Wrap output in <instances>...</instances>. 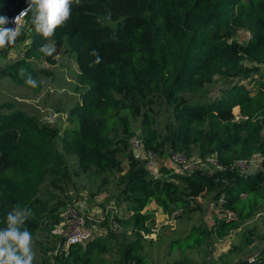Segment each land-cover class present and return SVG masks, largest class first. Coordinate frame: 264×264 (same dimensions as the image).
<instances>
[{"label":"trees","instance_id":"16d2710c","mask_svg":"<svg viewBox=\"0 0 264 264\" xmlns=\"http://www.w3.org/2000/svg\"><path fill=\"white\" fill-rule=\"evenodd\" d=\"M25 5L27 0H0V15L11 20ZM246 25L250 36L242 43L234 35ZM19 27L23 35L16 43L27 36V29ZM44 42L31 32L20 56L1 72L37 93L40 78L51 76L48 67L56 62L38 51ZM51 42L73 55L78 99L67 110L70 126L61 128L0 103V228L15 205L31 209L22 227L41 254L38 264H194L187 254L199 247L206 257L199 264H264V245L246 256L254 238L264 243V227L260 233L242 230L241 240L218 258L211 257L209 244L212 236L223 237L264 204V85L254 79L252 84L232 82L208 100L192 99L214 77L249 76L244 59L264 47V0H82L81 6L72 5L70 19ZM92 50L101 58L95 67H89ZM21 67L38 87L25 84L18 75ZM233 108L244 118L235 120ZM131 135L154 158L175 152L188 158L213 156L217 166L211 172L180 173L160 165V175H150L146 160L130 148ZM254 155L260 157L259 166L240 173L235 160ZM69 159L75 164L70 171ZM96 173H117L115 209L99 223L103 233L65 245L63 234L53 232L55 226L65 227L61 213L71 195L64 189L73 182L70 177ZM51 191L63 198H53ZM208 195L218 212L208 228L191 222L181 236L167 241L160 256L176 257L152 258L146 244H156L161 235L157 231L155 239L147 238L154 230L146 206L153 203L163 213L175 211L173 218L189 220Z\"/></svg>","mask_w":264,"mask_h":264},{"label":"rangeland","instance_id":"374dc122","mask_svg":"<svg viewBox=\"0 0 264 264\" xmlns=\"http://www.w3.org/2000/svg\"><path fill=\"white\" fill-rule=\"evenodd\" d=\"M34 14L29 12L26 17H23V24L21 28L27 29L26 39L16 43L15 47L8 53L5 58L0 57V103H11L14 108H20L29 114H33L40 119V121L56 127H67L70 123L67 121L68 108L78 99L79 87L76 86L77 68L72 54L61 53L57 50L54 55L55 64L49 66L52 74L49 77H41V88L37 93H33L19 85L14 84L11 80L1 72L2 66L7 62H11L18 58L22 49L28 44L31 37V32L36 31L32 24ZM249 26H244L236 31L234 38L245 43L250 36ZM37 67L47 65L42 61H35ZM243 66L250 68L249 76L238 77L234 79H222L214 77L212 82L207 84L201 94L192 96V99L200 98L208 100L212 96L218 95L222 86L228 83H242L252 84L253 81H261L264 85V47L259 48L256 52L246 57L243 61ZM252 79H254L252 81ZM264 92V88H263ZM191 98V97H190ZM236 111V108H233ZM165 115V114H164ZM164 115L162 118H164ZM159 119L161 116H158ZM161 118V119H162ZM131 126L137 133V122L132 121ZM54 145L58 149V137L54 139ZM135 156L143 159L141 151L133 152ZM195 157V156H191ZM125 163V160H122ZM260 157L254 155L252 157V164L250 169H255L259 166ZM150 175L158 176V168L160 165L176 169L171 164L168 157H155L150 164H146ZM69 171L73 169L75 164L69 159L67 161ZM208 166V168H205ZM202 169H210L209 165H203ZM117 173H101L88 174L87 176L79 175L77 178L70 177L73 181L64 189L68 195H71V200L67 202L68 206L84 217L85 229L89 231L90 237L103 233L105 226L99 225L103 218L108 219L115 209L113 198L116 192L115 179ZM53 198H63V193L58 191H51ZM67 207V206H66ZM146 209L152 211V218L150 220L153 233L147 238L155 239L156 232L160 233L161 238L159 242L153 245L146 244V248L151 250L152 258L158 257L159 261L172 260L176 254L163 256L164 246L169 239H174L182 235L186 231L191 222L199 223L201 226L207 227L211 224L214 216L218 214L217 207L211 196H206L201 205V210L190 215V219L173 218L175 211L172 213H163L156 208L153 203H149ZM264 227V204H258L254 209L252 215L240 222L239 226L231 229L226 235L221 238L212 236L210 238L211 257L218 258V256L226 251L230 244H235L237 240H241L240 233L242 230L252 229L256 233H260ZM62 224L55 226L53 232L62 233ZM262 245V242L254 238L249 246V249L255 250ZM37 253L34 264H38L40 252L33 248ZM189 261L194 264L206 262L204 247H199L188 252Z\"/></svg>","mask_w":264,"mask_h":264},{"label":"clouds","instance_id":"9594fccd","mask_svg":"<svg viewBox=\"0 0 264 264\" xmlns=\"http://www.w3.org/2000/svg\"><path fill=\"white\" fill-rule=\"evenodd\" d=\"M72 5L81 6L82 0H27L26 9L14 19L10 20L0 15V51H5L14 45L23 35L19 20L31 11L34 13L32 24L45 41L38 51L46 57H54L57 48L51 40L55 37L56 30L70 19ZM98 22L102 20L98 18ZM8 24H14L15 27H8ZM90 55L95 59L89 67L101 63L100 55L96 50H92ZM18 75L31 88L39 86V82L24 67L18 70ZM32 215L31 209L21 207L19 204L7 213L6 226L0 228V264H34L37 253L32 247V234L27 227H22Z\"/></svg>","mask_w":264,"mask_h":264},{"label":"built area","instance_id":"2783aa9c","mask_svg":"<svg viewBox=\"0 0 264 264\" xmlns=\"http://www.w3.org/2000/svg\"><path fill=\"white\" fill-rule=\"evenodd\" d=\"M27 5L20 8L12 17L14 19L16 16L20 15L24 9H26ZM24 17V16H23ZM21 17L19 20V26L23 24L24 18ZM11 27H15L14 24H11ZM234 119L238 120L240 118H244L236 114L234 111ZM129 145L133 152L141 151L143 159L146 160V164H150L154 159V156L151 152L143 151L140 139L136 135H131L129 138ZM169 161L176 169L173 170L178 171L180 173L189 172L192 169H202L203 165H209L210 169L208 172H211V169L217 166L216 160L213 156H208L205 158H197V157H186L183 153L175 152L170 153L168 156ZM252 164V157L249 159H237L234 162V165L237 167L240 173L252 171L254 169H250V165ZM205 168H208L206 166ZM256 169V168H255ZM61 216L64 219V230L62 231L63 236L65 237V245L68 244H81L86 240L90 239V233L85 229V219L81 215L72 208L71 206H67L61 213Z\"/></svg>","mask_w":264,"mask_h":264},{"label":"water","instance_id":"95a60500","mask_svg":"<svg viewBox=\"0 0 264 264\" xmlns=\"http://www.w3.org/2000/svg\"><path fill=\"white\" fill-rule=\"evenodd\" d=\"M263 245H264V243H263L261 246H259L257 249L253 250L250 254L246 255V256H250V255L254 254V253H255L259 248H261ZM242 258H244V257H242Z\"/></svg>","mask_w":264,"mask_h":264},{"label":"crops","instance_id":"0c3cea01","mask_svg":"<svg viewBox=\"0 0 264 264\" xmlns=\"http://www.w3.org/2000/svg\"><path fill=\"white\" fill-rule=\"evenodd\" d=\"M263 94H264V92H263ZM236 110H237V108H236Z\"/></svg>","mask_w":264,"mask_h":264}]
</instances>
